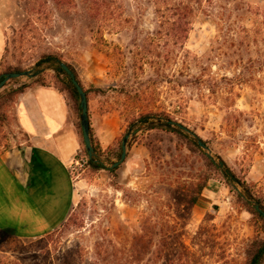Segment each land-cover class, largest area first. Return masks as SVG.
<instances>
[{
    "label": "rangeland",
    "instance_id": "rangeland-1",
    "mask_svg": "<svg viewBox=\"0 0 264 264\" xmlns=\"http://www.w3.org/2000/svg\"><path fill=\"white\" fill-rule=\"evenodd\" d=\"M108 1L93 12L89 0H0L2 68L27 69L41 55L59 54L91 90L90 105L118 114L117 141L141 115L167 114L264 194V0H202L183 38L153 0ZM44 72L52 84L54 73ZM26 82L9 81L0 93ZM11 108H0V154L24 141ZM137 128L114 178L91 176L86 159H75L77 201L59 228L33 240L0 231V264H61L70 253L82 264H123L144 228L165 236L149 235L143 264L163 263V242L191 264H244L248 242L261 233L232 187L211 173L190 211L176 205L175 186L196 184L201 160L170 135L146 126L128 132ZM154 136L162 142L151 144L152 158L146 144ZM116 160L102 158L107 167Z\"/></svg>",
    "mask_w": 264,
    "mask_h": 264
},
{
    "label": "crops",
    "instance_id": "crops-1",
    "mask_svg": "<svg viewBox=\"0 0 264 264\" xmlns=\"http://www.w3.org/2000/svg\"><path fill=\"white\" fill-rule=\"evenodd\" d=\"M5 47L0 26V63ZM11 110L24 141L0 154V231L21 240L39 239L59 228L76 204L70 169L80 137L67 97L53 86L33 85L16 97ZM88 121L103 151L123 130L117 113L102 112L89 101Z\"/></svg>",
    "mask_w": 264,
    "mask_h": 264
},
{
    "label": "trees",
    "instance_id": "trees-1",
    "mask_svg": "<svg viewBox=\"0 0 264 264\" xmlns=\"http://www.w3.org/2000/svg\"><path fill=\"white\" fill-rule=\"evenodd\" d=\"M60 3L63 0H58ZM202 0H153L156 9V14L159 16H171L175 18L174 24L176 23V29L178 38L184 37L185 34L188 32L187 25L188 19L194 14V6L199 9L201 6ZM109 1L108 0H89L90 3V10L95 12H99L100 7L105 8ZM96 7V9H94ZM173 24V25H174ZM184 34V36H183ZM182 35V36H181ZM6 42V41H5ZM6 54V47L4 52V57ZM3 57V59H4ZM64 63L67 67L71 70L74 74V78L77 83L82 87L84 92L86 93L87 101H89V93L91 90H86L79 77L75 71V69L65 61H63L61 55L59 54H44L39 57V59L34 63L31 68H21L20 66L15 67H5L2 68V64L0 63V76L8 73H19L23 71H31L37 72L41 69H45L46 71L51 70L54 73L53 76V83L50 84L45 80V73H41L40 75L32 78L27 79V82L19 85L15 88H9L8 90L0 93V108L10 106L14 103L16 97L22 93H24L28 88L32 87L33 85H39L41 87H50L53 86L58 92L64 94L69 102V105L72 111L76 115V121L74 122V126L76 129L77 134L79 135L80 141V152L76 156V158L86 159V164L88 167V173L93 176L98 174L99 172H106L112 178L115 177V173L118 168H110L105 166L102 158L112 157L114 159H118L121 152V140L117 141V144L106 150H102L97 142L93 139L90 129H89V136L90 142L93 148V157L88 158L87 152L85 150L84 144L82 142L81 136V128L79 122L80 116V109H79V96L77 91L75 90L74 86L72 85L70 78L66 75V73L60 68V64ZM13 81V80H11ZM9 83V82H8ZM172 122L174 124H178L170 118L167 114H144L141 115L138 119L132 120L128 123L127 129L125 130V134L128 133V130L135 127L146 126L147 132L150 131H157L164 135H170L175 138L176 144L182 145L187 152L197 157L201 160L202 166L200 167L201 173H199L196 184H189L187 187L185 185L177 184L174 188V194H178L177 198L175 197V201H178L176 205L183 206L186 208L187 211L195 205L198 200L199 195L202 193L206 184L209 180V175L211 173L217 174L223 178V180L231 186V180L225 174V170H229L232 176L236 179V185H238L243 193H240L235 187H232L234 190V195L236 197L237 203L240 207L245 210L251 216V222L255 229H260V235H256L251 241L248 242L247 248L245 250V261L244 264H261L264 259V194L261 190H259L255 184L250 182H243L235 173L224 164L222 160L218 158L220 162L223 163V168H220L218 163L215 162L212 158L206 155L200 147L197 145V141H202L198 137L191 136L190 134H186L184 131L177 128L175 125L167 127V123ZM124 134V135H125ZM161 143L162 140L158 136H154L152 141L146 144V148L149 151L150 155L153 158V154L155 153V148L152 147V143ZM203 142V141H202ZM206 146V143L203 142ZM255 147V149H257ZM203 170V171H202ZM72 176V174H71ZM72 180L74 181L73 177ZM190 193L189 196L185 193ZM183 194L185 196H183ZM256 206L259 210L263 212V215L259 214L256 210ZM165 232L163 230H159L158 232H154L152 230H147L144 228L142 233L139 236L133 238L131 247L128 250V259L125 260L123 264H143L144 261L142 259V255L146 254L150 249L149 243V235L157 234L160 237L165 236ZM47 236V235H46ZM45 237V236H44ZM43 238V237H42ZM39 238V239H42ZM181 249H185L184 246L180 245ZM160 250L166 251L164 255V261L162 264H191V260L186 259L184 255H182L180 250H176L174 247H168L163 242L159 245ZM158 248V249H159ZM108 247H105L104 254H109ZM179 255H182L185 258V261L182 262ZM103 261V260H102ZM105 261V260H104ZM61 264H82L80 260L76 258V255L73 253L64 256L62 259ZM90 264H102L98 261L90 263Z\"/></svg>",
    "mask_w": 264,
    "mask_h": 264
},
{
    "label": "water",
    "instance_id": "water-1",
    "mask_svg": "<svg viewBox=\"0 0 264 264\" xmlns=\"http://www.w3.org/2000/svg\"><path fill=\"white\" fill-rule=\"evenodd\" d=\"M60 68L66 73V75L70 78V81L72 85L74 86L75 90L77 91V94L79 96V109H80V116H79V122H80V128H81V136H82V142L84 144L85 150L87 152L88 158L93 157V148L90 142V136H89V121H88V101L86 97V93L82 89V87L77 83V81L74 78V74L71 72V70L67 67L66 64L61 63ZM45 69H41L37 72H31V71H23L19 73H8L0 76V90H2L6 84L14 79L25 77L27 79H32L41 73H43ZM176 126L180 130L184 131L187 134H191V132L181 124H174L172 122L167 123V127L170 126ZM141 129L137 128L133 132H128L125 134L121 141V152L119 158L110 166V168H117L122 163H124L126 159L127 150L129 148V139L130 137L135 136ZM197 145L204 151H207V156L210 157L208 154V148L205 146V144L202 141H197ZM211 158V157H210ZM218 165L220 168H223V163L218 162ZM227 177L231 180V186L235 187L236 179L232 176L229 170L224 171ZM256 210L259 212V214L263 215V212L258 209L256 206Z\"/></svg>",
    "mask_w": 264,
    "mask_h": 264
}]
</instances>
